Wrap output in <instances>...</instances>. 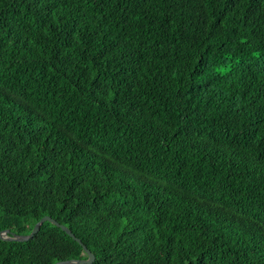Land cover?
<instances>
[{
	"label": "trees",
	"instance_id": "trees-1",
	"mask_svg": "<svg viewBox=\"0 0 264 264\" xmlns=\"http://www.w3.org/2000/svg\"><path fill=\"white\" fill-rule=\"evenodd\" d=\"M45 215L90 264H264V0H0V230Z\"/></svg>",
	"mask_w": 264,
	"mask_h": 264
},
{
	"label": "water",
	"instance_id": "water-1",
	"mask_svg": "<svg viewBox=\"0 0 264 264\" xmlns=\"http://www.w3.org/2000/svg\"><path fill=\"white\" fill-rule=\"evenodd\" d=\"M45 221H50V222L54 223L55 225L61 227L66 233H68L76 241L81 243L83 248L85 249V251L87 253V258H84V259H73L72 258V259H68V260H60L54 264H90V263H93V261L95 260V254L90 249L87 248V246L81 241V239L76 237V235L73 233V231L69 227H67L64 224H61L56 219H54L48 215L43 216L39 221H37L30 233H28V234L15 233V232H12L9 228H7V229L0 230V239L27 241V240L33 238L35 236V234L39 232L41 225Z\"/></svg>",
	"mask_w": 264,
	"mask_h": 264
}]
</instances>
